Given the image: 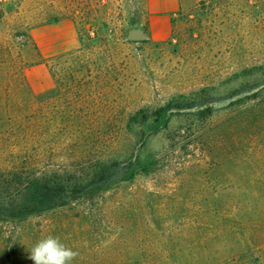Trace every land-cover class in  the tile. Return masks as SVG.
Instances as JSON below:
<instances>
[{
  "label": "rangeland",
  "instance_id": "obj_1",
  "mask_svg": "<svg viewBox=\"0 0 264 264\" xmlns=\"http://www.w3.org/2000/svg\"><path fill=\"white\" fill-rule=\"evenodd\" d=\"M58 20L78 46L43 58L31 31ZM259 86L264 0H181L155 24L145 0H0V202L25 196L17 175L82 187L0 215V264L49 235L70 264H264Z\"/></svg>",
  "mask_w": 264,
  "mask_h": 264
},
{
  "label": "trees",
  "instance_id": "obj_2",
  "mask_svg": "<svg viewBox=\"0 0 264 264\" xmlns=\"http://www.w3.org/2000/svg\"><path fill=\"white\" fill-rule=\"evenodd\" d=\"M62 57L61 55L56 57V59ZM257 96H260L262 98L261 103H264V87L259 86L257 88ZM167 108H170V106ZM172 108L178 109L180 108V104L175 103ZM134 166L139 168V171H146L148 163L136 162ZM15 179V183L18 186H22V191L25 192V196L21 200H10L5 203L0 202V215L5 213H11L12 215H29L37 213L39 207L53 205L55 202L69 199L82 191L79 182H68V179L64 178H45L43 184L35 180L23 182L20 175H17Z\"/></svg>",
  "mask_w": 264,
  "mask_h": 264
},
{
  "label": "crops",
  "instance_id": "obj_3",
  "mask_svg": "<svg viewBox=\"0 0 264 264\" xmlns=\"http://www.w3.org/2000/svg\"><path fill=\"white\" fill-rule=\"evenodd\" d=\"M181 0H145V9L150 22L166 19L179 9ZM31 38L37 52L43 58L61 54L78 46V37L73 24L68 20H58L32 29Z\"/></svg>",
  "mask_w": 264,
  "mask_h": 264
},
{
  "label": "clouds",
  "instance_id": "obj_4",
  "mask_svg": "<svg viewBox=\"0 0 264 264\" xmlns=\"http://www.w3.org/2000/svg\"><path fill=\"white\" fill-rule=\"evenodd\" d=\"M77 252L62 244L51 235L38 241L31 249L29 258L34 264H70Z\"/></svg>",
  "mask_w": 264,
  "mask_h": 264
}]
</instances>
